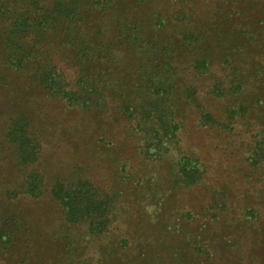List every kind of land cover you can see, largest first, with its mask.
Wrapping results in <instances>:
<instances>
[{"label":"rangeland","instance_id":"rangeland-1","mask_svg":"<svg viewBox=\"0 0 264 264\" xmlns=\"http://www.w3.org/2000/svg\"><path fill=\"white\" fill-rule=\"evenodd\" d=\"M130 10L145 34L159 12L169 62L115 49L109 64L87 69L98 101L89 113L48 99L0 56V141L8 115L30 116L44 140L36 170L48 184L89 179L118 202L108 232L77 238L70 260L49 194L19 195L9 203L31 230L20 254L26 264H264V14H240L233 0H127L114 14L127 22ZM197 57L207 70L192 66ZM61 66L75 77L69 61ZM149 84L161 92L156 104L145 96ZM156 110L172 114L176 137L148 154L147 134L167 130ZM183 159L198 176L187 187ZM16 162L2 145L0 200L18 188ZM84 229L78 235L88 238Z\"/></svg>","mask_w":264,"mask_h":264},{"label":"trees","instance_id":"trees-1","mask_svg":"<svg viewBox=\"0 0 264 264\" xmlns=\"http://www.w3.org/2000/svg\"><path fill=\"white\" fill-rule=\"evenodd\" d=\"M126 1L0 0V56L3 59L1 66L26 74L25 76L31 79L48 99L62 103L65 108H76L89 113L97 107L98 101L94 98L96 79L87 69L109 64L116 53L115 49L123 48L119 52L121 54L128 50L130 54H152L155 56L152 58L153 64L159 62L157 65L162 64L161 59L169 62L166 58L169 45L163 42L164 39L158 32L159 28L164 29V19L159 12H155L152 34L140 33L139 24L131 10L125 11L130 15V21L127 22L114 14L119 5L125 6ZM233 2L237 3L240 14H264V0ZM177 16L178 13L175 18ZM181 17H185V12ZM186 37L191 42L201 39L199 34L194 33H189ZM57 49L62 52L58 53ZM66 61L77 68L73 79L61 66ZM191 63L195 69L207 70L209 67L203 57H197ZM147 88L148 93H145V96H149L148 101L151 104H156V97L161 96L158 85L149 84ZM156 112L159 115L156 117L165 119L167 130L158 129L152 137L147 134L144 146L147 147L148 154L149 147L158 154L176 137V124L172 123V114L165 116L159 113L160 110ZM154 113V110H149L148 115L153 116ZM169 118L170 120H166ZM2 145L8 146L14 154L16 166L22 176L18 188L6 192L7 199L4 200L8 202L0 200V264H18L19 258V263L26 264V258H23L20 251L30 246L31 230L22 216L13 213L9 203L19 195L38 199L48 193L54 201L60 215V231L63 241L66 242L64 248H69L68 252L62 249L63 258L67 255L71 260L72 255L76 254L77 249L74 250L73 247L77 238L92 239L108 232L107 227L113 222V212L118 204L116 197L104 194L102 198L93 182L84 178L71 184L63 179L53 180L48 184L36 170L44 140L41 139V134L30 116L8 115L0 141V169ZM259 153V157H264L263 146ZM185 161L182 160L183 175L180 181L187 187L194 184L198 176L193 172V167ZM79 228H86L84 230L88 238L78 235Z\"/></svg>","mask_w":264,"mask_h":264}]
</instances>
